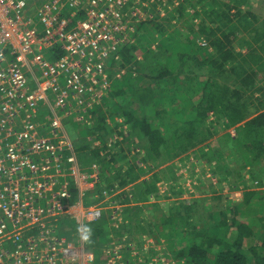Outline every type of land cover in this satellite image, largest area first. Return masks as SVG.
I'll return each mask as SVG.
<instances>
[{"label":"trees","instance_id":"trees-1","mask_svg":"<svg viewBox=\"0 0 264 264\" xmlns=\"http://www.w3.org/2000/svg\"><path fill=\"white\" fill-rule=\"evenodd\" d=\"M132 5L152 18L138 22L132 44L111 58L105 100L73 126L81 170L100 180L91 193L103 199L121 190L114 199L123 223L117 230L94 223L89 248L115 230L138 245L148 235L144 243L181 264H264V10L252 0ZM192 156L209 164L212 193L226 182L240 198L187 200L167 163ZM71 192L77 200L76 185ZM83 198L90 202L88 192Z\"/></svg>","mask_w":264,"mask_h":264},{"label":"built area","instance_id":"built-area-1","mask_svg":"<svg viewBox=\"0 0 264 264\" xmlns=\"http://www.w3.org/2000/svg\"><path fill=\"white\" fill-rule=\"evenodd\" d=\"M135 1L0 0V264H96L84 226L109 204L83 198L100 180L82 172L65 121L87 123L105 100L111 58L152 18ZM63 218L76 235L61 236ZM150 244L157 254L133 264H181Z\"/></svg>","mask_w":264,"mask_h":264},{"label":"rangeland","instance_id":"rangeland-1","mask_svg":"<svg viewBox=\"0 0 264 264\" xmlns=\"http://www.w3.org/2000/svg\"><path fill=\"white\" fill-rule=\"evenodd\" d=\"M262 1L263 0H252V3L258 5L260 7V10L263 11L264 9L261 8L262 3H263ZM164 12H165V10H164ZM159 20H161V19H159ZM120 122L121 123L124 122L123 119H120ZM65 124L67 125V129L70 132V134H72V131L75 129V127L73 128V126H74L73 119L70 118V119L66 120ZM227 133L231 134V131H227ZM235 134H236V132H235ZM181 159L182 158L175 159L172 162H168L167 165L168 166L174 165V169L176 171H178L177 173L179 176V184L184 188L185 192L187 193L186 197H185L187 200L191 199V198L192 199L193 198L194 199L206 198L207 202L210 203L211 205H213L214 202L212 201V198L214 196H224V197H226L225 200L227 202L237 201L240 198L242 191H233L232 186H230V185L227 186L225 189L219 188L218 191H216V193L211 194L212 193L211 186H212V184L213 185L217 184V179L212 178L213 176H212L211 171L209 170V167H206L207 164L205 162L201 161L200 159H194L193 156L190 157L188 160H185V161H182ZM167 165H162V166L164 167ZM155 170L159 171V170H161V168L160 169L157 168ZM95 174L96 173H93L92 175H95ZM151 175H152V173L149 172L142 179L149 178V177H151ZM158 187L161 190L160 193H162L166 189L163 182L158 183ZM213 187H214V190H216L215 189L216 186H213ZM129 191H130V189H129V187H127V192H129ZM120 192H121V190L120 191L116 190L115 193L113 195H110V196L107 194H103V196H104L103 199L101 198L102 195L100 196L99 194L98 195L92 194V195H90V199L88 200V201H93L96 204H101V203L103 204L104 201H105L104 202L105 204H109L108 207L106 208V210L104 211L105 212L104 218H105V220H107L109 222L112 229L119 228L120 223H123V222H121L122 219H119L121 216L123 206L116 199H114V197L116 195H118V193H120ZM200 192H202V193H200ZM130 195H131V191H130ZM100 199H102V200L99 201ZM155 201L156 200L153 199V201H151V202H155ZM210 204H208V205H210ZM88 205H91V202H89ZM112 215L113 216L116 215L117 219H113ZM59 222H58L59 226L61 228H64V230H65V232L61 233L62 237H64V238L70 237L71 235H73V234L76 235L78 233V231H79V229L77 227L78 225L75 222H70L69 219H67V218L60 219ZM114 222H117L118 225L113 224ZM97 225H99V223ZM92 227H93V224H86L84 226V230H85V236L84 237H85V243H86L87 249L93 250L95 252V249H91L88 246L89 243L94 242L90 236V232H91ZM147 236L148 235H144V237H147ZM117 238H120V236H118L116 234L115 230H112V234L110 233L109 239L114 240ZM95 245L98 247V249H100V251H102L103 247L105 246L104 241L98 242ZM153 246H158V245H153ZM159 247H162V246H159ZM109 252H110V254L106 251L107 256L109 258L107 260H105V262L108 263V261L110 260V263L112 261V262H116L115 264H125V262L127 260L126 256L116 257L115 254L111 251V249H109ZM163 253L165 254V256L167 255L166 251H163ZM127 256L129 257V255H127ZM120 262H122V263H120Z\"/></svg>","mask_w":264,"mask_h":264},{"label":"clouds","instance_id":"clouds-1","mask_svg":"<svg viewBox=\"0 0 264 264\" xmlns=\"http://www.w3.org/2000/svg\"><path fill=\"white\" fill-rule=\"evenodd\" d=\"M196 43L198 45L202 46V47H206L208 45L207 42L204 39H200V40L198 39V40H196ZM103 220H105V219L103 218L101 221L96 222V223H100ZM92 224H94V223H92ZM84 236H85V230H84ZM125 237L127 239H126V241H123V238H125ZM144 238L145 237L143 236L142 242H140L139 245H138V240H135L134 238H131L128 235H124V236H122L120 238H117V239H114V240L109 239L108 243L103 247V250L98 255H96V253L93 250H89V251H91V252H93L95 254L96 261H97L96 264L97 263L99 264L100 261L101 262H103V261L105 262V260H107L109 258L107 256V253H106V251H107L110 254L109 249H111V251L114 254L117 253L118 256H126L127 260H126L125 264H133V254L134 253H141V252L143 254L145 252L144 251L145 247H146L145 244H147V243H144L145 242ZM118 247L120 248V249H118L119 253L116 250V248H118ZM150 249H153V248H149V250ZM95 250H97V252L100 251V249H97V248H95ZM146 251L147 252L145 253L144 256H149V255L151 256L150 252H148L147 249H146ZM103 254H104V258H105L104 260L101 259ZM167 254H168V252H167ZM127 255H129V257ZM122 262H120V263H122Z\"/></svg>","mask_w":264,"mask_h":264},{"label":"crops","instance_id":"crops-1","mask_svg":"<svg viewBox=\"0 0 264 264\" xmlns=\"http://www.w3.org/2000/svg\"><path fill=\"white\" fill-rule=\"evenodd\" d=\"M74 128V127H73ZM85 129H87V128H85ZM231 130V129H230ZM74 132H76V129L75 130H73L72 131V136H74L75 138H76V136H75V133ZM75 140V139H74ZM74 140H73V146H74ZM209 142H211V140L209 141ZM79 161V160H78ZM193 161V160H192ZM194 162V161H193ZM204 162V161H203ZM207 164V166L206 167H209V164L208 163H206ZM79 165H80V168H81V164H80V162H79ZM205 167V166H204ZM84 174H86V175H91V174H93L94 172H89L88 173V171H82ZM242 174H246V172H244V173H242ZM262 182H263V184H264V176L262 177ZM257 184H258V182H255V186H257ZM223 187H222V189H225L228 185H226L225 184V182L223 183V185H222ZM215 191H218V189H219V187L218 186H216L215 187ZM95 190V189H94ZM212 190V189H211ZM92 191H90V189H89V191H88V194H90V195H92V194H94V193H91ZM213 192V191H212ZM106 194V193H105ZM211 194H214V193H211ZM91 203H94L93 201H90ZM89 203V202H88ZM113 224H117V222H114ZM121 224V223H120ZM118 225V224H117ZM117 227V226H116ZM120 228V227H119ZM118 229V228H117ZM117 229H115V230H117ZM111 234H112V232H111ZM118 236H120V233L119 234H117ZM115 236V235H114ZM116 237V236H115Z\"/></svg>","mask_w":264,"mask_h":264},{"label":"flooded vegetation","instance_id":"flooded-vegetation-1","mask_svg":"<svg viewBox=\"0 0 264 264\" xmlns=\"http://www.w3.org/2000/svg\"><path fill=\"white\" fill-rule=\"evenodd\" d=\"M74 138H75V137L72 136V142H73Z\"/></svg>","mask_w":264,"mask_h":264}]
</instances>
